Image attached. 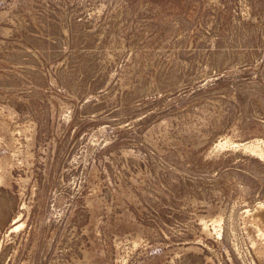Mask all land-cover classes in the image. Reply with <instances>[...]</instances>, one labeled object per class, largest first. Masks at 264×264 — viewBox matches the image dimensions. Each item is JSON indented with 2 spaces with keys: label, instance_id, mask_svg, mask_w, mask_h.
<instances>
[{
  "label": "rangeland",
  "instance_id": "1",
  "mask_svg": "<svg viewBox=\"0 0 264 264\" xmlns=\"http://www.w3.org/2000/svg\"><path fill=\"white\" fill-rule=\"evenodd\" d=\"M259 205L264 0H0V264H264Z\"/></svg>",
  "mask_w": 264,
  "mask_h": 264
},
{
  "label": "bare ground",
  "instance_id": "2",
  "mask_svg": "<svg viewBox=\"0 0 264 264\" xmlns=\"http://www.w3.org/2000/svg\"><path fill=\"white\" fill-rule=\"evenodd\" d=\"M252 149V148H251ZM257 149V148H256ZM253 152H254V150H253ZM263 154V153H262ZM262 157V156H261ZM254 213L255 214H253L254 216H255V218L256 219H258L259 221H264V206H262V205H259V206H257V208L255 209V211H254ZM250 214V213H249ZM252 214V213H251ZM251 217V216H250ZM253 220V219H252ZM255 221V220H254ZM253 221V222H254ZM256 222V221H255ZM259 223V222H258ZM259 248H261V247H259ZM263 252V251H262ZM259 253H261L260 251H259Z\"/></svg>",
  "mask_w": 264,
  "mask_h": 264
}]
</instances>
